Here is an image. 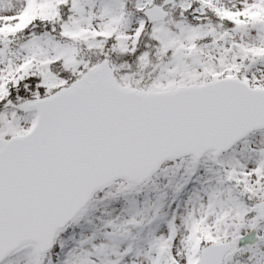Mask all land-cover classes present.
Segmentation results:
<instances>
[{
  "label": "snow or ice",
  "instance_id": "1",
  "mask_svg": "<svg viewBox=\"0 0 264 264\" xmlns=\"http://www.w3.org/2000/svg\"><path fill=\"white\" fill-rule=\"evenodd\" d=\"M0 264H264V0H0Z\"/></svg>",
  "mask_w": 264,
  "mask_h": 264
}]
</instances>
